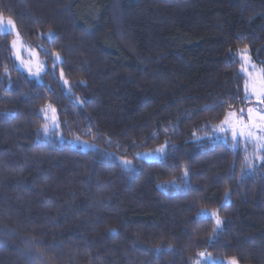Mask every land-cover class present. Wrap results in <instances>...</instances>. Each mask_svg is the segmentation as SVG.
Listing matches in <instances>:
<instances>
[{"label": "trees", "instance_id": "1", "mask_svg": "<svg viewBox=\"0 0 264 264\" xmlns=\"http://www.w3.org/2000/svg\"><path fill=\"white\" fill-rule=\"evenodd\" d=\"M0 15L46 61L31 78L0 33V264H264V175L207 138L247 103L238 52L264 68V0H0ZM47 105L62 141L40 136Z\"/></svg>", "mask_w": 264, "mask_h": 264}, {"label": "rangeland", "instance_id": "2", "mask_svg": "<svg viewBox=\"0 0 264 264\" xmlns=\"http://www.w3.org/2000/svg\"><path fill=\"white\" fill-rule=\"evenodd\" d=\"M11 20V18L5 17L3 15H0V22H3V24L7 25V22ZM14 23V22H13ZM13 33L14 37L11 43L12 49H13V55L16 61L17 68L22 70L23 72L27 73L31 78L36 79L38 81L41 80L42 74L46 70V61L41 56V49L36 48V46H32L28 43H26L19 33L16 30L15 24L11 27L10 31L7 32H0V33ZM13 42H15V46H13ZM238 56L241 60V66L244 64L243 57L246 56L248 58V63L244 64L245 67H247L248 72H241L245 76V84H244V90H245V101L247 103L240 107L239 110L230 111L234 112L236 114V117L229 118V123L225 124V119L220 122L218 125H216L213 128L212 134L208 136L207 138L211 141H223L228 143L231 148L237 149L241 148L244 152L245 156V169L247 174H255L256 171L260 172L262 175H264V170L258 169L259 166L264 164V149L259 147V142L256 141L254 138H246L241 137L239 135V132L241 131L240 126L236 125L237 119H242L245 124L249 123L248 120V109L252 108L255 110H258L261 114H264V103H260L257 99V96L253 92V83L256 81L257 77L259 76V70L262 68L261 64L256 60L248 49H242L238 52ZM61 61V57L59 56V59H57L56 53L53 55V66ZM253 65H255V68H253ZM251 73V75H249ZM62 82L65 83V79L61 75ZM246 83L248 85L246 89ZM50 106V107H49ZM42 114L44 117V125L42 127V130L40 132V136L43 139L46 140H58L62 141L61 134L58 129V122L56 118V112L55 109L51 105H47L42 110ZM227 117V115H226ZM225 117V118H226ZM257 122H259L257 117ZM45 128H47V132L45 131ZM235 130L237 132V138L234 141L232 132ZM255 136H264V132H261L259 129L253 128L251 129ZM245 131H247L245 129ZM72 144L76 146H80L83 149H91L94 148V144L91 142H88L81 138H76L71 141ZM159 147L158 149H160ZM164 151L159 152L158 149L151 151V152H141L137 155L141 158L147 159V160H156L160 159L164 156L166 152V145H163ZM123 159L121 160L122 164L126 167H130L131 163ZM214 212V211H213ZM209 211H204L203 214L206 216H210L215 219L216 216H213L212 213ZM221 221V220H220ZM221 226V223L217 225V229H219ZM205 255L201 256L200 254L198 257L194 260L193 264H229V262L232 259H221V258H215L212 255H210L207 252H202ZM239 264V263H238Z\"/></svg>", "mask_w": 264, "mask_h": 264}, {"label": "snow or ice", "instance_id": "3", "mask_svg": "<svg viewBox=\"0 0 264 264\" xmlns=\"http://www.w3.org/2000/svg\"><path fill=\"white\" fill-rule=\"evenodd\" d=\"M12 26H14V23L11 20L7 22V25L3 24V22H0V32L10 31ZM13 46H15V42H13ZM56 55H57V59H59V54H56ZM243 59H244V64H247L248 58L244 56ZM244 64H242L241 70L243 72H248V69L247 67L244 66ZM253 68H255V65H253ZM61 75H63V73H61ZM249 75H251V73H249ZM65 83H67V81H65ZM247 87L248 85L246 83V89ZM253 92L257 96V99L259 100V102L264 103V68H261L259 70V76L257 77L256 81L253 83ZM234 117H236V114L234 112H229L227 114V117L225 118L224 123L228 124L229 118H234ZM257 117H258L259 122H257ZM248 120H249V123L247 124H245L242 119L236 120V125L240 126L241 128L239 135L241 137L254 138L256 141L259 142V147L264 149V136H255L251 130L253 128H256V129H259L261 132H264V114H261L258 110L249 108L248 109ZM245 129L247 131H245ZM45 131L47 132V128H45ZM232 136H233V140L235 141L237 138V132L235 130H233ZM157 151L163 152L164 151L163 146ZM125 163H127V161ZM212 215L216 216V213L213 212ZM216 223L217 225L221 223L218 216L216 218ZM200 255L204 256L205 254L201 253ZM229 264H238V261L236 260V258H232Z\"/></svg>", "mask_w": 264, "mask_h": 264}]
</instances>
